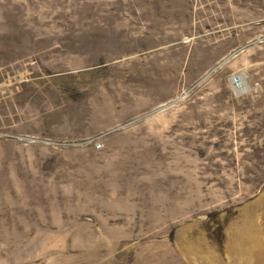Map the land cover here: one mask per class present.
<instances>
[{
	"label": "rangeland",
	"instance_id": "374dc122",
	"mask_svg": "<svg viewBox=\"0 0 264 264\" xmlns=\"http://www.w3.org/2000/svg\"><path fill=\"white\" fill-rule=\"evenodd\" d=\"M0 264H264V0H0Z\"/></svg>",
	"mask_w": 264,
	"mask_h": 264
},
{
	"label": "bare ground",
	"instance_id": "6f19581e",
	"mask_svg": "<svg viewBox=\"0 0 264 264\" xmlns=\"http://www.w3.org/2000/svg\"><path fill=\"white\" fill-rule=\"evenodd\" d=\"M241 83H243L242 86H244V88H246V84L242 79H241ZM239 84H240V82H239ZM238 87H240V86H238Z\"/></svg>",
	"mask_w": 264,
	"mask_h": 264
},
{
	"label": "built area",
	"instance_id": "2783aa9c",
	"mask_svg": "<svg viewBox=\"0 0 264 264\" xmlns=\"http://www.w3.org/2000/svg\"><path fill=\"white\" fill-rule=\"evenodd\" d=\"M235 86H238V83L235 81Z\"/></svg>",
	"mask_w": 264,
	"mask_h": 264
}]
</instances>
